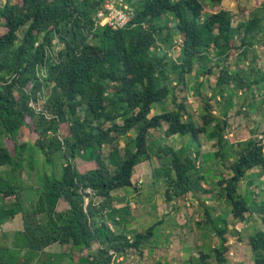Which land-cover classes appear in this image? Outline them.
Masks as SVG:
<instances>
[{"label": "trees", "instance_id": "trees-1", "mask_svg": "<svg viewBox=\"0 0 264 264\" xmlns=\"http://www.w3.org/2000/svg\"><path fill=\"white\" fill-rule=\"evenodd\" d=\"M206 1L128 0L133 17L128 26L114 28L96 21L104 0H0V135L13 144H0V231L17 214L24 219L15 247L0 234V264H27L19 255L5 256L11 248L21 251L20 238L29 251L47 256L44 264L64 259L71 264H123V257L153 236L154 227L131 241L126 232L107 223L105 212L113 209L115 192L134 184L136 166L154 156L159 163L154 177L166 179L167 198L204 190L196 161L202 137L215 139L217 155L222 156L228 122L221 124L211 103L205 102L203 123H198L178 99L173 83L186 84L198 65L209 74L220 68L218 84L237 80L244 87L237 77L241 70L232 75L220 62L227 61L232 50L241 49L240 57H249L254 37L264 27L263 16L233 25V13L227 9L201 19ZM177 46L179 55L170 56ZM212 48L218 58L214 64ZM45 86L50 87L48 94ZM170 97L176 105L171 110L166 106ZM41 99L38 110L32 103ZM156 104L162 110L152 115ZM211 123L214 127L209 129ZM164 127L169 138L190 136L188 145L195 147L196 155L186 146L161 145L153 151L152 132ZM77 157L95 161L96 166L81 172ZM230 166L233 175L219 184L234 217L246 221L256 212L264 220V200L251 204L237 191L249 170L257 167L264 175L262 144L247 140ZM24 172H33L37 179L29 205L19 180ZM61 200L67 203L64 210L58 209ZM31 214L38 219L35 225ZM56 243L61 252H48ZM249 244L254 264H264V230L250 235ZM215 252L213 263L201 252L198 264H223L222 249Z\"/></svg>", "mask_w": 264, "mask_h": 264}, {"label": "rangeland", "instance_id": "rangeland-1", "mask_svg": "<svg viewBox=\"0 0 264 264\" xmlns=\"http://www.w3.org/2000/svg\"><path fill=\"white\" fill-rule=\"evenodd\" d=\"M5 1L2 0L3 3ZM206 3L201 19L221 9L232 11L233 25H237L240 21L247 25L254 16L264 17V0H222L221 3L216 4L208 0ZM124 7L127 10L133 8L128 0H124ZM106 14L109 13L104 12V16H107ZM261 25L264 26V19ZM247 28L244 26L243 30ZM240 37L242 34L237 35V43ZM182 39L183 37L180 36V41ZM254 41L255 44L253 48H250L249 57L242 55L240 57L241 49L232 50L235 52L229 56L227 61L220 62L222 67L227 68L232 75H237V71L241 70V75L237 77L244 80V87L237 85V80H234L232 84H218L217 76L220 68L209 74L199 69L198 65L192 73L187 75L186 84L173 83L178 99L184 100L198 123H203V114L206 112L205 102L211 103L213 113L216 114L221 124L227 120L228 125L223 131L226 138L224 148L221 150L223 155H216L215 151L205 154V158L199 155L196 161L200 168L198 173L204 175L201 181L204 190L187 192L170 199L166 196L168 186L166 179L154 177V168L159 165L155 156L136 166L133 175L134 184L114 193L115 197L122 198L124 201L119 203L117 199L114 201L111 212L110 210L105 212L107 223L116 231L126 232L131 241L138 232L147 230L151 226L154 227L153 236L142 244L141 248L133 250L132 254H127L123 260L125 264H159L155 261L160 259L169 260L174 264H198L201 252L207 253L206 261L213 263L217 258L215 248L222 249L223 254L230 259L227 264H254V253L249 244V237L260 229L264 230V220L256 212L248 214L246 221L235 218L232 207L227 204L224 194L221 193L222 188L219 184L221 179L233 175L230 165L238 158L239 151L245 147L247 140L253 139L261 143L260 138H262L264 141V27L254 37ZM179 51L180 46H177L169 54L177 57ZM215 53V48H212L209 53L214 58L213 64L218 61ZM255 79L258 80L257 83H254ZM248 83H251V86H247ZM49 91L50 87L45 86V94ZM43 100L35 101L33 105L42 108ZM166 102L168 109L176 108L172 97ZM161 110L162 107L156 104L151 114L161 112ZM213 124L209 125V129L214 127ZM24 135L26 138L31 137L30 133ZM202 138L203 143L208 145L206 136ZM30 139L34 140V138ZM150 140L153 151L161 145L175 148L186 146L189 150L192 149V146L188 145L191 141L190 136L175 135L169 138L165 134V127L153 131ZM120 143L123 149L125 139H121ZM215 143L216 140L212 145L217 151L219 147ZM0 144L10 147L13 145L2 135H0ZM108 150V147H105V151L108 152ZM191 152L194 156L193 149ZM43 161L44 156L41 154V161L39 160L41 165ZM75 163L81 172L96 166L95 161L83 157H77ZM58 164L61 168V161ZM19 180L24 187V201L29 205L35 194L33 187L37 184L36 176L33 172L30 176L24 172ZM208 190L212 192H207ZM237 191L238 194L246 196L251 204L262 202L264 200V175L261 174V170L257 167L249 170L239 183ZM66 207L67 203L61 200L58 209L64 210ZM108 214L111 215L108 216ZM29 219L34 225L38 220L35 214H31ZM113 219H117L116 222ZM23 222L22 213H19L12 221L2 226L0 234L6 238V243L10 247H15V239H18L17 232L23 229ZM222 229H226L225 233L220 232ZM229 240H232V243H229ZM19 241L23 245L21 251L11 248L6 253V257L14 259V256L16 258V255H19L25 259L27 264H44V260L47 259L44 253L36 255L37 253L29 251L31 249L23 244L21 238ZM0 244L4 245L1 238ZM199 245H202L200 250ZM96 247L97 244L91 246L93 250ZM61 250L60 244L57 243L47 248L50 253H60ZM230 251L234 254L231 255ZM84 252L87 253L88 250L85 248ZM233 259H238V261L232 262ZM64 260L60 262L59 259L58 263L71 264L69 259ZM15 264H19V261Z\"/></svg>", "mask_w": 264, "mask_h": 264}, {"label": "built area", "instance_id": "built-area-1", "mask_svg": "<svg viewBox=\"0 0 264 264\" xmlns=\"http://www.w3.org/2000/svg\"><path fill=\"white\" fill-rule=\"evenodd\" d=\"M104 12H108L107 16H104ZM133 17V8L127 10L124 7V0H104L103 5L98 9L96 13V21L101 25H111L114 28H124L128 26ZM33 105V103H32ZM41 110V108H37ZM261 144L264 153V141L262 138ZM91 192V189H87Z\"/></svg>", "mask_w": 264, "mask_h": 264}, {"label": "crops", "instance_id": "crops-1", "mask_svg": "<svg viewBox=\"0 0 264 264\" xmlns=\"http://www.w3.org/2000/svg\"><path fill=\"white\" fill-rule=\"evenodd\" d=\"M205 136V135H204ZM207 138V137H206ZM203 139V138H202ZM208 139V138H207ZM214 142H215V139H212V140H210V139H208V141H207V143H208V145H206L205 143H203V141H202V144L203 145H201V147H199V154L197 155V159H198V156L199 155H202V158H205L206 156H205V154H207L208 152H214L215 151V154L217 155V151H216V147L214 146V145H212V144H214ZM210 144V145H209ZM192 149H193V151H194V156L196 155V149H195V147H192ZM205 164H208V163H205ZM205 168V167H204ZM133 181H134V179H133ZM128 188V187H127ZM229 243H232V240H229L228 241ZM202 245H199V247H198V249L200 250V247H201ZM230 254L231 255H233L234 254V252H232V251H230ZM224 257H225V261L223 262V264H227V262L228 261H230V259L227 257V256H225L224 255ZM126 258V256L125 257H123L122 258V260H124ZM171 258H173V256H171ZM175 258H177V257H175ZM159 259V258H158ZM161 260V261H160ZM160 260H156L155 262H159V264H174L173 262H171V261H167V260H165V259H160ZM238 261V259H233V261L232 262H237ZM124 263V262H123ZM125 264V263H124ZM233 264V263H232Z\"/></svg>", "mask_w": 264, "mask_h": 264}]
</instances>
